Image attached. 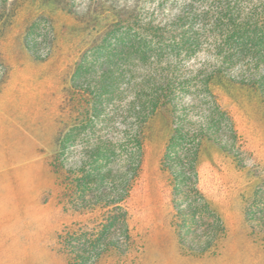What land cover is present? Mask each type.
<instances>
[{"label":"rangeland","instance_id":"1","mask_svg":"<svg viewBox=\"0 0 264 264\" xmlns=\"http://www.w3.org/2000/svg\"><path fill=\"white\" fill-rule=\"evenodd\" d=\"M70 1L0 8V264H264L263 91L237 73L211 80L238 152L202 141L205 213L191 226L161 163L169 106L140 122L121 87L81 123L76 65L132 0ZM93 165L97 183L85 177Z\"/></svg>","mask_w":264,"mask_h":264},{"label":"trees","instance_id":"2","mask_svg":"<svg viewBox=\"0 0 264 264\" xmlns=\"http://www.w3.org/2000/svg\"><path fill=\"white\" fill-rule=\"evenodd\" d=\"M17 1L0 0V8ZM130 2L129 14L116 13L76 65L72 86L81 103V123L91 124L105 97L121 87L133 93L130 105L140 122L169 106L173 129L161 163L172 175L180 214L196 227L206 205L197 168L202 141L238 152L234 121L210 82L218 74L237 73L234 79L264 93V0ZM67 4L71 10L76 6L75 0ZM102 171L93 165L85 177L97 183ZM82 180L77 179L78 198L86 185ZM75 241L72 251L80 256L82 247Z\"/></svg>","mask_w":264,"mask_h":264}]
</instances>
